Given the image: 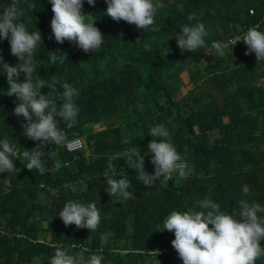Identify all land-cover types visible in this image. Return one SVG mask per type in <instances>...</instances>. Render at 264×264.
Returning a JSON list of instances; mask_svg holds the SVG:
<instances>
[{"label": "trees", "instance_id": "1", "mask_svg": "<svg viewBox=\"0 0 264 264\" xmlns=\"http://www.w3.org/2000/svg\"><path fill=\"white\" fill-rule=\"evenodd\" d=\"M29 2L35 7L26 9L28 30L41 35L34 79L58 81V106L63 91L59 82L72 85L79 92L80 112L76 125L65 129L64 144L43 148L46 153L56 148L57 153L45 157V174L29 171L17 157L13 172L0 173V264H48L53 243L64 245L69 254L89 248L103 255L102 264H182L171 246L174 234L162 231L172 211H187L206 198L228 214L241 199L264 207V61H256L254 53L245 55L242 40L232 45V56L208 53L213 41L227 42L254 25L264 31V0H162L165 7L143 30L114 22L105 14V0H95L94 6L84 0L83 13L94 17L105 40L94 53H85L74 42L57 44L49 0ZM10 3L0 0V11ZM192 12L205 26L206 46L182 51L175 38L183 25L196 22L187 20ZM53 52L66 54L67 61L52 64L48 55ZM0 57L9 66L18 63L7 40L0 41ZM4 75L0 68V140L7 136L21 150H31L38 142L23 135L26 121L13 114L18 101L7 96ZM23 79L21 74L17 82ZM158 124L169 129L188 168L185 177L173 173L171 180H157L148 188L115 154L137 146L145 172L154 174L148 132ZM59 127L65 128L63 122ZM73 139L83 146L68 152L65 144ZM110 158L132 184L133 198L115 204L103 177ZM69 200L97 203L101 223L95 231L64 226L58 213ZM153 250L159 255H151ZM256 264H264V258Z\"/></svg>", "mask_w": 264, "mask_h": 264}, {"label": "clouds", "instance_id": "2", "mask_svg": "<svg viewBox=\"0 0 264 264\" xmlns=\"http://www.w3.org/2000/svg\"><path fill=\"white\" fill-rule=\"evenodd\" d=\"M21 3H24V8L20 7ZM49 3L53 13L50 27L57 44L74 42L85 53L100 50L105 43L104 36L94 26V17L83 13L84 0H49ZM105 3V14L114 22L124 21L142 30L153 25L157 12L165 7L162 0H105ZM87 4L94 6L95 0H87ZM33 7L35 3H30L29 0H11L0 11V41H8L11 54L18 60L15 66H9L0 57V68L4 70L8 84L7 96H14L18 101L13 114L26 121L22 125L23 135L38 142L31 150H21L16 140L7 136L0 140V173L13 172L16 169L13 157H17L26 161L25 167L29 171L36 170L40 175L45 174V157L55 156L57 153L56 148L47 153L43 148L46 145L57 147L64 144L67 141L65 129L76 125L80 112L76 103L79 92L72 85L59 82L63 91L58 94L59 101L62 102L58 106V81L52 78L51 83H48L38 76L34 79L37 70L35 56L38 45L41 44V35L38 30L30 32L25 20L26 9ZM177 7L183 12V5ZM187 20L196 22L183 25L175 40L180 50L194 52L206 46L207 32L195 12L190 13ZM123 35L120 33L118 40L121 41ZM241 40L247 46L245 55L254 53L256 61H264V31L259 30V25L250 27L227 42L213 41L208 47V53L214 52L216 56L223 57L230 52L232 56V45ZM169 51L167 46L165 56ZM57 53L59 52L49 54V60L52 64L63 65L67 61V55L60 53L58 56ZM21 74L24 77L22 83L17 82ZM45 88L51 91L42 94L41 90ZM59 122H63V130L59 127ZM148 135L152 137L147 148L148 153L152 154L150 162L154 165V174L145 172V158L137 146L117 152V160L123 158L128 168L138 172L139 180L148 188L157 180H171L173 173H178L181 178L185 177L188 162L177 151L169 129L164 124H158L149 129ZM73 140L71 141L75 144L82 142L80 139ZM107 169L108 172L103 177L111 202L115 204L133 198L129 191L132 184L124 170L117 172L111 158L107 162ZM244 190L248 191L247 186ZM259 214H264V207L256 202L241 199L238 209L228 214L221 211L218 203L206 198L196 201L187 211H172L163 221L162 231L174 234L171 246L182 264H256L264 258V247L260 243L264 241V215ZM58 215L65 227L75 225L77 229H88L90 232L95 231L101 223V210L95 201L84 203L69 200ZM51 247L55 251L48 259V264H102L104 259L103 255L85 247L73 254H69L62 244L53 243ZM71 247L75 248L76 245ZM86 253L89 255L86 256ZM149 253L155 257L159 255L158 250Z\"/></svg>", "mask_w": 264, "mask_h": 264}, {"label": "built area", "instance_id": "3", "mask_svg": "<svg viewBox=\"0 0 264 264\" xmlns=\"http://www.w3.org/2000/svg\"><path fill=\"white\" fill-rule=\"evenodd\" d=\"M251 13V12H250ZM75 140H79V139H75ZM74 141V140H72ZM72 141H70L69 143H67L66 145V148L69 152H74V151H77L79 149L82 148V142L79 143V144H75V143H72ZM81 141V140H80Z\"/></svg>", "mask_w": 264, "mask_h": 264}, {"label": "rangeland", "instance_id": "4", "mask_svg": "<svg viewBox=\"0 0 264 264\" xmlns=\"http://www.w3.org/2000/svg\"><path fill=\"white\" fill-rule=\"evenodd\" d=\"M181 77H182L184 83L187 85V83H188V77H187V74L183 73V74L181 75ZM189 87H190V86L187 85V86H186V90H188ZM144 164H145V161H144Z\"/></svg>", "mask_w": 264, "mask_h": 264}]
</instances>
